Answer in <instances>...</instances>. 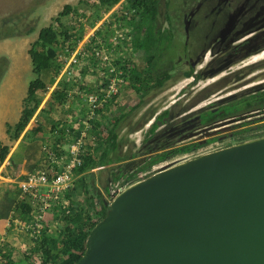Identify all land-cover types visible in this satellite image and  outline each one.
I'll return each instance as SVG.
<instances>
[{
  "label": "trees",
  "instance_id": "trees-1",
  "mask_svg": "<svg viewBox=\"0 0 264 264\" xmlns=\"http://www.w3.org/2000/svg\"><path fill=\"white\" fill-rule=\"evenodd\" d=\"M51 1L53 0H11L8 4L6 2L1 4L0 0V8H5L8 11L7 14H3L0 17V40L33 36L37 28L29 20L32 12L37 10L39 6ZM121 1L99 0L100 4L107 10ZM122 6L128 10L135 11L129 13V18H121V21L130 29L131 40L129 46L134 52H143L147 62V68L143 70V75L138 74L135 67L129 68L127 66L130 64L129 62L124 67L121 66L126 71L125 76L128 77L131 83L133 81L141 83L144 76L148 85H151L148 88L162 87L166 80L174 78L172 75L174 70L172 68L157 69L158 64L156 65L155 62L150 61L149 57H151V54L156 57L154 61L159 59L157 50H161V47L173 33L178 35L175 30L176 26L174 24L171 26L174 31L162 30L158 20L160 0H124ZM17 8H19V11H14ZM74 12L76 11L71 5H65L58 16L54 18L55 23L42 27L37 32L36 40L30 45L28 54L31 59L32 71L36 78L29 84L19 121L15 125L7 124V133L12 140L20 137L40 109L42 100L37 96L38 93L41 91L47 94L51 84H54L55 78L60 75L64 67V62L60 58L62 56L61 53L65 52L63 56H66L74 52L86 33L85 26L82 24L79 29L74 31L71 29L72 27L64 23L63 19L71 16ZM182 30L185 32L184 29ZM98 35L101 36V32H98ZM59 45L62 47L61 51L59 50ZM67 50L68 52H66ZM152 52H155V55ZM91 61L93 66L97 67L96 60L92 58ZM121 64V60L116 62L118 66ZM9 67L10 60L6 56H1L0 85ZM84 69L88 71L86 67ZM86 71H83V73ZM261 75L264 74H259V76ZM193 76L189 73L184 74V77L187 78ZM195 78L199 79L198 76H195ZM148 88L143 91V98L148 93ZM217 90V88L209 86L200 93V98L196 102H177L159 115H156L158 112H155L147 120L144 118L145 121L136 127L135 132L143 130L149 121L153 120V122L145 132L142 144L138 148L134 143L126 147V145H123V141L117 138V129L127 118V114L122 113L124 109H121L120 114L113 116L110 123L107 124L106 137L101 136V134H104L101 131L103 124L101 125L98 120L93 122L91 129L94 132H99L98 137H95L97 139L96 145L93 146L90 143L91 145L89 146V142L86 144L85 151L81 154L82 164L73 170L75 180L64 194L66 201L58 204L59 206L62 205V207L58 208L61 211L59 217L69 224L56 237L49 235L45 229L42 236L35 239L36 247L32 250V254L39 256L40 264H73L79 260L85 244V238L95 222L103 217L105 212L104 201L113 189L129 184L142 175L151 172L156 166L181 157L196 155L216 143H220V145L230 144L264 134V123L257 124L264 120V86L249 88L227 100L212 102L205 108L192 112V109L198 103L205 101L209 95L218 92ZM57 92L60 91L55 89L52 95ZM137 93L140 94L141 91L138 89ZM59 97H61V100H66L68 94L61 93ZM116 98L117 96L104 109L99 110L98 116H105L111 107L115 105ZM107 117L106 119L110 118ZM222 122L228 123L229 126L227 127H231L233 131L211 139L195 141L171 148L178 144L179 141L191 139L192 136H188V134H199L210 127L222 124ZM182 132L187 134L185 135L186 137L183 136L182 138L176 135L183 134ZM203 134H207V132ZM80 136L79 131L75 137L78 138ZM124 146L125 153L123 154L122 148ZM92 148H95L94 151L102 150L98 161L92 159ZM160 150L165 151L150 155ZM8 154L9 147L3 145L0 141V163L6 159ZM58 155L61 156L60 154ZM142 155L146 156L139 157ZM128 159L133 160L101 169L96 173H86L90 169L106 167ZM96 203L99 205L98 207L95 206ZM24 206L25 213L30 214L32 211L31 207ZM89 208H91V211H89ZM60 260L61 262L57 263Z\"/></svg>",
  "mask_w": 264,
  "mask_h": 264
},
{
  "label": "water",
  "instance_id": "water-1",
  "mask_svg": "<svg viewBox=\"0 0 264 264\" xmlns=\"http://www.w3.org/2000/svg\"><path fill=\"white\" fill-rule=\"evenodd\" d=\"M104 202L73 264H264V134L159 167Z\"/></svg>",
  "mask_w": 264,
  "mask_h": 264
},
{
  "label": "rangeland",
  "instance_id": "rangeland-1",
  "mask_svg": "<svg viewBox=\"0 0 264 264\" xmlns=\"http://www.w3.org/2000/svg\"><path fill=\"white\" fill-rule=\"evenodd\" d=\"M54 1L55 0L51 2H47L44 5L39 6L37 10H34L32 12L29 20L32 21L36 25V28H37L36 33L33 36H31L33 37V40L37 38V32L42 27L49 26L55 23L54 18L58 16L59 12L62 11L64 7L63 5L64 3H62V1H59L56 6L52 7L51 3H53ZM123 1L124 0H122L114 7L110 8L109 10H107L104 6L100 4L99 0H72V3L75 6L76 12H74V14H72L71 16L63 19V21L64 23L72 27L71 29H73L74 31L76 29H79L81 24L84 25L85 31H87V33L85 34L87 35L95 34L96 36L98 32H101V36L99 37H101L102 40L105 42L106 38L107 40H110L111 35H112V26L114 24L113 20L116 18V15L113 13V11L116 8V6H120L123 3ZM200 1L202 0H160L158 20L162 26V30L169 29V32L174 31L173 27L168 28V25H169L168 21H169L172 25L174 24L176 26L175 30L178 35L173 33L171 37L169 38V40L163 45V47H161L160 51L156 49L157 54L159 55L158 56L159 59L157 61H154L156 57L152 56L151 54H150L151 57H149V60L155 62L156 65L158 64L157 69L164 70V69L172 68L174 70V74H172L174 78L166 80L163 86L158 87V88H148L151 85H148L147 80L144 79V76L142 77L143 81L141 83H136L134 81L131 83V81L129 80V82L126 85H124V87L122 88V93L125 92L127 94H135L136 96L135 100L131 103H128L125 100L126 103L123 104L124 100L123 101L121 100L122 93L121 95H118V97L116 98L117 100H116L115 105L112 106L110 111L106 114V117L109 116L110 118L107 117L109 119L104 118L102 120L100 118L98 119V122L101 125L103 124L101 126V131L102 133H104V134H101V136L103 135L102 137L107 136V131H108L107 124L110 123L113 116L120 114L121 109H124L122 110V113L127 114V118L120 124L119 128L117 129V132H116L117 138L120 141L124 140L123 145L128 144V142H131V143L134 142V144L138 148L142 144V140L145 137L144 136L145 132L149 129V127L151 126L153 122V120L149 121L143 130L135 132L136 127L141 122L145 121L144 118L147 120L155 112H158L156 115H159L161 112H164L165 110L171 108L177 102H182V101H184L185 103L193 102V101L196 102L200 98V93L203 92L209 86H211L213 82H215V79L213 80L207 79L204 81L201 80L198 83V81L197 82L194 81L196 79L195 76L187 78V77H184L182 74L176 73L178 68L180 72L181 70L180 68L184 67L185 61L189 60L190 58H193V60H195L197 53L200 51V49L203 47L204 42L206 41V39L204 38L206 30L209 29L211 20L214 19V17L210 16L209 6L207 5L205 8L200 10L199 13L193 18L192 29L190 28L189 34L187 33H186L187 35L185 34V32L182 30L184 29L183 26H184L185 18L189 14V12L199 4ZM5 2L6 4H8L11 2V0H1V4H5ZM14 11H19V8L15 9ZM7 13L8 11L5 8H0V17L3 16V14H7ZM206 16H208L207 21H202ZM198 21H200L199 26L194 28L196 22ZM21 44H22V41H20L19 39L13 38L12 42L10 44L8 43V46H6L5 44L0 45V48H2V51L14 57V60L17 63L16 65L18 68V71H17L18 73L16 75L17 77L16 87H15V90L13 91V97L15 100L17 99L18 101L22 97L27 96L29 84L32 81H34L36 78V76L34 75L32 71L31 59H30V56L27 50L28 47H30L31 43H27L24 45H21ZM79 47L80 45L78 46V48ZM61 49L62 47H60L59 45V50L61 51ZM114 51L116 52V54L123 55L125 56V58L131 60L132 64L137 70V73L143 75L144 73L143 70L147 68L146 67L147 65L146 57L144 56L143 52H134L130 48L129 45H126V46L120 45L117 48H114ZM61 54L62 56H60V58L64 57L63 54H65V52ZM152 54L155 55V52H152ZM1 56H4V55L1 54L0 57ZM91 58L92 57L89 56L81 60L80 66L81 67L85 66L88 70L84 72L85 73L84 79L82 81H78L79 76L76 75V73L80 70L79 67L77 69L78 71L75 73V76H74V73L72 76L65 75V77L70 78V83H73V88L71 90V97L68 94V97L66 100H61V97H59L61 94V91L52 95V92L54 89L53 87L50 88L47 94L40 91L37 95L39 99L42 100V104L46 103V100H49L47 103L50 104V106H52V104L54 103L55 104L54 106L61 108L62 111L68 110L69 111L67 113L68 115H71L74 113L73 116L71 117L72 121H73V118L76 116L75 112L77 114L81 113L83 124L81 125L80 122L78 121L77 123H73L71 126L72 131L76 133L83 129L84 122H86L87 112L85 110H86L87 98L93 92L95 93L96 86L100 84L98 75L96 73V67L93 66L92 61L88 62V60H90ZM245 62L252 63L254 62V60L249 58ZM259 74H261L259 71L255 74H249L248 77L245 78L246 81L244 80V82H241L238 84V87L244 85L243 87L239 88L238 90H234L233 92L227 95H224V96L218 97L217 96L218 94H216V97L212 96L210 98L211 101L213 102L214 100L217 101V99L227 98V96L230 98V96L232 95H238L242 93V91L247 90L249 88L256 87V86L263 87L264 86V79H263L264 75L259 76ZM79 82H81V84ZM245 84H248V85H245ZM146 88H148L149 91L143 98L142 93ZM138 89L139 91H141L140 94L137 93ZM208 103H209L208 101H203L201 106H204L205 104H208ZM59 108L57 109L59 110ZM76 109L79 110L80 112H77ZM51 110H53V112H58V110L50 109L49 107H47L45 114L47 115L48 113L51 112ZM53 112H51L52 114H50L52 118H54ZM261 123H264V120L260 121L257 124H261ZM66 125H68V123ZM73 125H76L75 129L73 128ZM216 130L217 131H213L210 134L192 137L191 139H186L185 141H189V143L195 142V141H202V140L211 139L219 135H223L227 132L233 131L231 127H227V126L222 127L221 129H216ZM98 133L97 131L94 132V130L91 129V131L88 134V142H89L88 145L89 146L92 144L91 139L94 137H98L99 135ZM75 136L76 134H69V138L71 139H73ZM59 141H60L59 143L61 144L60 146L57 147L59 152L61 150L68 151L69 146L67 144V140L60 138ZM183 141L184 140L179 141L178 144H180L181 142L185 144ZM100 143H102V141H100ZM227 144L229 143H225L221 145L220 143H216L212 145L210 148L200 151L197 154L207 152V150L209 151L210 149H213V148H216L222 145H227ZM89 146H88V149H89ZM94 150L95 148L91 149L92 159L98 161L100 155L102 154V150H96L97 152ZM124 150H125V146L122 148L123 154L125 153ZM145 156L146 155H142L139 157H145ZM185 157H189V156H185ZM185 157H181L174 161L156 166L153 170H156L159 167L164 168L167 164L173 163ZM130 160H133V159L120 161L115 164L106 166L104 168L99 167V168H95L92 170L90 169L86 173H90V172L96 173L101 169L112 167L116 164L127 162ZM46 191H47V188L45 187H42V191L39 190L40 193H45ZM57 205L58 204L53 205L51 210L49 211V214L47 213L45 217L46 231L52 237L58 236L60 231L63 230L65 226L69 224L65 220L61 219V217H59L61 211L58 208H60V206L62 207V205L60 206L58 205L59 207ZM60 262L61 260L57 263H60ZM26 264H40L39 256L32 255L31 260L27 262Z\"/></svg>",
  "mask_w": 264,
  "mask_h": 264
},
{
  "label": "crops",
  "instance_id": "crops-1",
  "mask_svg": "<svg viewBox=\"0 0 264 264\" xmlns=\"http://www.w3.org/2000/svg\"><path fill=\"white\" fill-rule=\"evenodd\" d=\"M59 1L63 5H71L74 9L75 6L72 0H55L51 3L52 7L56 6ZM22 41L21 45L32 43L33 37L15 38ZM13 38L0 40V45L8 46ZM28 47L27 50H29ZM7 56L10 60V67L0 85V141L3 145L9 147V154L6 159L0 163V264H26L32 258V250L36 247L35 237L33 231L29 228L36 219L35 216L39 215L41 201L33 199L30 194H23L19 184L26 180L31 174L40 171L48 170L54 166L58 170L61 165H52L48 153L60 154L59 157L56 153L57 159L67 160L68 151L62 150L59 152L57 146H60V138L67 140V144L72 141L69 134H77L72 131L71 126L73 123L83 124L81 113L68 115V110L62 111L61 108L52 106L47 102L42 104L37 111L28 127L16 140H12L7 133V124L15 125L20 117L23 109V101L26 97H22L19 101L14 99L13 91L16 87L17 63L10 54H6L0 48V55ZM83 67L76 73L79 76L78 81L84 79ZM74 79V78H73ZM54 84H51L53 91L57 89L61 93L69 94L71 97V90L73 83H70V78L63 75H58L55 78ZM81 84V82H79ZM96 89V88H95ZM135 94L122 93L121 100L131 103L135 100ZM49 99V98H48ZM120 99V98H119ZM117 100V99H116ZM67 102V101H66ZM58 110L54 113V118L51 117V112L45 114L46 108ZM57 107V108H56ZM78 107V106H76ZM77 112H80L76 109ZM86 112H88V105L86 102ZM74 112V111H73ZM104 119L105 116H98V119ZM68 123V125H66ZM76 128V125H73ZM65 135V136H64ZM53 141V142H52ZM59 143V144H58ZM56 144V145H55ZM55 149V151H54ZM63 153V154H62ZM42 191V188H39ZM30 206L32 211L30 214L25 213V206ZM47 214V213H46ZM49 214V212H48ZM46 217V215H45ZM42 234L46 229L45 218L42 224Z\"/></svg>",
  "mask_w": 264,
  "mask_h": 264
},
{
  "label": "flooded vegetation",
  "instance_id": "flooded-vegetation-1",
  "mask_svg": "<svg viewBox=\"0 0 264 264\" xmlns=\"http://www.w3.org/2000/svg\"><path fill=\"white\" fill-rule=\"evenodd\" d=\"M207 5L210 16L214 19L211 20L209 29L204 35L206 41L197 53L195 60L190 58L185 61L184 67L180 68V72L178 68L176 73L183 76L186 73L198 76L199 79L194 80L198 83L201 80L215 79L211 86L217 88L218 92L209 95L205 100L209 102L208 104L201 106L202 102L198 103L192 112L211 104L210 98L216 97V94L228 87H237L236 90L243 87L244 85L238 87V84L244 82L249 74H255L258 71L264 73V57L257 61L254 60L255 57L264 55V0H202L185 18L183 27L187 34L190 32V28L192 29L193 18ZM207 19L208 16L202 21H207ZM168 24V28L171 27L172 24L169 21ZM199 24L200 21L196 22L194 28ZM164 31H169V29ZM249 58L254 62L246 63L245 61ZM228 98L227 96V98L217 99V101H224ZM226 126L229 124L222 122L216 127H210L199 134H188V136L197 137L206 135L203 134L206 132L210 134L217 131L216 129ZM176 135L183 138L187 134ZM131 144L128 142L126 146Z\"/></svg>",
  "mask_w": 264,
  "mask_h": 264
},
{
  "label": "built area",
  "instance_id": "built-area-1",
  "mask_svg": "<svg viewBox=\"0 0 264 264\" xmlns=\"http://www.w3.org/2000/svg\"><path fill=\"white\" fill-rule=\"evenodd\" d=\"M131 12L135 11L126 9L122 4L116 6L113 11L116 18L113 20L114 24L110 40L106 38L104 42L98 34L96 36L95 34H85L83 39L78 43L76 50L61 58L63 59L64 67L60 75L72 76L74 73L75 76L78 67L79 69L82 68L80 66L81 60L91 56L98 64L96 73L100 84L96 86L95 93L93 92L87 98L88 112L86 122H84L83 129L80 131L81 136L78 138L74 137L69 143V157L67 160L57 159L56 156L58 154L56 152L57 155L52 151L48 153L49 159L53 163L52 165H61V168L56 170L53 166L48 170L37 171L19 184L23 194H30L34 200L37 198L41 201L40 214L35 216L36 221L30 224L29 227L33 231L35 239L42 236V224L46 213L51 210L53 205L62 204L61 202L65 203L66 201L64 194L75 180L73 170L82 164L81 154L85 151L86 144L88 143V134L93 127L92 123L98 120V111L110 104L114 97L121 95L122 88L129 82L128 77L125 76L126 71L123 67L128 62L130 63L127 65L129 68H133L134 65L125 56L116 54L114 48L120 45H130V29L121 21V18H129L128 16ZM79 45L80 47L78 48ZM118 60L122 61L120 66L116 65ZM96 141L95 137L91 139V143L94 146L96 145ZM42 187L47 188L45 193L39 192V188ZM95 206L98 207L99 205L96 203ZM89 211H91V208Z\"/></svg>",
  "mask_w": 264,
  "mask_h": 264
},
{
  "label": "bare ground",
  "instance_id": "bare-ground-1",
  "mask_svg": "<svg viewBox=\"0 0 264 264\" xmlns=\"http://www.w3.org/2000/svg\"><path fill=\"white\" fill-rule=\"evenodd\" d=\"M262 57H264V55L260 56V57H255L254 60H257V59L262 58Z\"/></svg>",
  "mask_w": 264,
  "mask_h": 264
}]
</instances>
